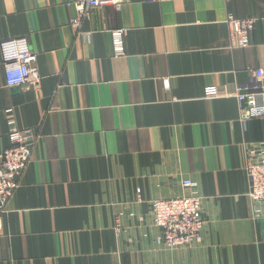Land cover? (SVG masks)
<instances>
[{"label":"crops","instance_id":"obj_1","mask_svg":"<svg viewBox=\"0 0 264 264\" xmlns=\"http://www.w3.org/2000/svg\"><path fill=\"white\" fill-rule=\"evenodd\" d=\"M71 1L0 0V41L27 38L42 78L9 88L0 66V154L11 122L39 136L0 216V264H264L243 169L264 119L241 122L235 98L260 93L249 71L264 69V0H123L78 29ZM229 17L255 21L247 47ZM113 29L126 31L121 57ZM186 180L202 237L164 248L151 202L190 195Z\"/></svg>","mask_w":264,"mask_h":264},{"label":"built area","instance_id":"obj_2","mask_svg":"<svg viewBox=\"0 0 264 264\" xmlns=\"http://www.w3.org/2000/svg\"><path fill=\"white\" fill-rule=\"evenodd\" d=\"M123 0H73L67 5L75 10L71 26L78 29L83 19L95 9L116 7ZM174 0H143L145 3H166ZM230 40L238 48L249 45V36L254 29L252 19L235 20L227 18ZM126 31L113 29L109 32L111 48L115 56L125 54ZM1 70L5 86L9 88L27 87L32 91L40 89L41 76L36 69L37 55L30 51L25 37L7 38L0 41ZM252 80L258 83L259 94L237 92L235 98L241 122L264 119V69L249 71ZM8 131L10 146L0 154V216L20 186V179L33 159V148L39 136L30 130H22L10 123ZM243 169L248 179V198L253 216L264 218V144L246 149ZM183 187L191 189L188 196L151 202L153 223L159 229L157 242L164 248L181 249L200 241L204 228L202 218V197L193 192L196 184L183 181ZM118 231V229H117Z\"/></svg>","mask_w":264,"mask_h":264}]
</instances>
